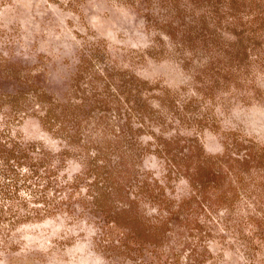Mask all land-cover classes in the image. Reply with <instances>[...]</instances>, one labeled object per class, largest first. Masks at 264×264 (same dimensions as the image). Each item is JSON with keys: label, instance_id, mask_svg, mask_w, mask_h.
Returning a JSON list of instances; mask_svg holds the SVG:
<instances>
[{"label": "rangeland", "instance_id": "374dc122", "mask_svg": "<svg viewBox=\"0 0 264 264\" xmlns=\"http://www.w3.org/2000/svg\"><path fill=\"white\" fill-rule=\"evenodd\" d=\"M0 264H264V0H0Z\"/></svg>", "mask_w": 264, "mask_h": 264}]
</instances>
